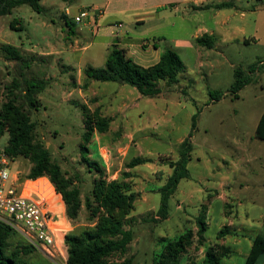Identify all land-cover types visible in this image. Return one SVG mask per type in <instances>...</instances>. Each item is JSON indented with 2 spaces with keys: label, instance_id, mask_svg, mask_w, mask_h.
I'll list each match as a JSON object with an SVG mask.
<instances>
[{
  "label": "rangeland",
  "instance_id": "obj_1",
  "mask_svg": "<svg viewBox=\"0 0 264 264\" xmlns=\"http://www.w3.org/2000/svg\"><path fill=\"white\" fill-rule=\"evenodd\" d=\"M106 2L42 0L40 12L23 4L13 9L11 14L0 16V105L16 95L20 98L19 102L25 104L22 96L25 81L44 83V88L37 94L40 102L38 110H31L35 122L33 134L48 148L52 160L60 165L65 176L71 178L81 192L80 216L76 221L69 220L71 230L68 235L79 234L95 225L96 218L91 220L97 205L93 189L95 180L100 178L95 168H89L84 162L80 144L86 133L84 116L88 115L81 105H87L91 114L97 109L101 111L96 104L100 98L92 95L90 80L84 74L87 66L103 68L102 63L95 60L100 59L101 49L96 44L84 49L95 41L87 29L82 31L86 34L85 40L80 45L70 46L72 36L81 33V25L74 22V16L81 10L104 6ZM254 3L255 6L250 8L256 13L254 17L251 16L249 30L256 41L244 46L234 57L228 56L229 62L221 55V51L225 52L222 48H214L206 64L213 63L215 68L206 66L201 70L197 56L200 50L197 53L193 50L181 51L180 57L186 71L180 76V83L167 88L166 83L161 82L163 95L154 98L160 101V106L165 105L162 98L172 103L170 114L176 115L172 125L154 130L158 115L149 104L142 102L138 109L140 113H132L135 116L132 122L136 124L131 128L136 133L132 140L123 135H100L101 152L96 154L94 133L89 146V159L105 168L108 181L114 180L109 176L120 169L122 172L118 178L123 179L127 164L139 156L151 157L149 163L152 164L149 166L154 169L152 171L140 165L134 173L129 172L131 176L126 180L132 191L139 194L131 222L125 225L126 230L133 232V240L127 252L114 254L109 258V264L126 259H131L133 264H153L163 252L166 244L161 241L163 238L174 239L194 227V244L182 256L181 264H196L202 255L196 235V219L203 213L201 219L208 224L206 238L218 241V231L227 224L225 213L233 212L231 204L234 205V212H238L237 218H234L237 224H241L245 230L255 228L256 235L264 234L263 222L259 220L264 212V141L256 135L259 120L264 114V65L259 63L264 64V0ZM66 8L72 12V16L67 18L68 25H65L66 18L63 16ZM14 21H17V25L12 28ZM134 38L135 42L138 41ZM4 45L17 47L21 59L7 60L2 51ZM251 66L256 67L254 72ZM237 69L245 71V78L249 82L235 95L231 87ZM188 80H193V83L190 85ZM15 81L19 87L13 89L14 94H10L9 89ZM86 83H89V87L84 90L82 87ZM110 84L112 88L118 85L114 82ZM185 87H188L189 95L183 93ZM216 93L219 96H215ZM194 115H197V122L187 165L190 176L180 181L179 191L168 202V218L162 220L156 210L157 206L160 207L161 195L154 191L164 182L167 174L164 170H155V167L163 164L167 172L171 169L170 162L178 160L179 141L192 132ZM142 129L147 132L137 133ZM8 140L9 134L6 132L0 140V149H6ZM103 141L109 145H104ZM106 151L110 152V156L103 159ZM13 166L21 171L23 178H27L31 168L28 160L17 158ZM225 185L230 189L223 188ZM142 190L145 191L146 202L139 198ZM216 191L219 195H214ZM87 198L91 201V207L86 205ZM225 198L229 200L228 207ZM178 203L180 208L177 207ZM208 204L210 210L204 208ZM152 206L156 207L149 211ZM245 237L237 238L238 242L234 237L230 238L229 243H235L238 249L233 255L235 264H246V254L250 251L247 244L251 237ZM11 242L14 246L16 243L28 244L18 233L11 238ZM28 261L30 264H65L61 258H53L37 248L28 256ZM260 264H264V259Z\"/></svg>",
  "mask_w": 264,
  "mask_h": 264
},
{
  "label": "trees",
  "instance_id": "obj_2",
  "mask_svg": "<svg viewBox=\"0 0 264 264\" xmlns=\"http://www.w3.org/2000/svg\"><path fill=\"white\" fill-rule=\"evenodd\" d=\"M42 0H0V16L11 14L12 10L23 4L29 5L34 11L40 12L42 9ZM17 21H14L12 28H15ZM68 25V22H67ZM196 44L207 48H213L214 41L208 35L196 39ZM2 51L7 60L21 59L20 51L12 45H4ZM264 65V64H263ZM255 66H251L254 72ZM186 71V66L180 55L172 48H167L162 54L160 60L153 66L143 67L138 65L124 48L118 44L113 45L110 50L106 64L98 69L88 66L84 70L85 76L89 80L98 82H119L135 88L143 97L159 98L163 95L161 82L166 83L167 88L178 85L180 74ZM248 78H245V71L237 69L235 72V81L231 91L237 95L247 84ZM19 87L15 81L10 94ZM89 83L82 88L87 90ZM44 88V83L25 81V87L22 90V96L25 104L19 102V97L13 96L7 102L0 105V140L7 132L9 140L5 149L7 156L16 161L17 158H24L31 164L27 178L37 179L47 177L54 185L57 193L61 196L65 206L66 217L70 221L78 220L82 209L81 192L75 187L74 181L66 177L59 164L52 160L48 148L38 141L33 128L35 122L32 119L31 110H38L40 105L37 94ZM218 94L216 93L215 96ZM219 96V95H218ZM82 110L86 112L85 123L86 133L83 135L80 151L83 154V160L86 165L94 167L100 178L95 180L93 196L97 204L92 212L93 220L96 218L95 225L84 229L79 234L67 235L65 243L67 246V264H109L108 260L114 254H125L129 244L133 240L131 229L126 230L125 225L130 223V217L134 210L135 201L139 194L132 191L127 178L131 175L129 172L122 174L123 179L108 181L105 168L95 160L89 159V146L95 132L105 134L109 131L111 119L102 115L100 110L91 114L87 105H81ZM192 132L179 145V158L170 162L173 169L172 174L166 180V183L159 189L161 195V205L158 210L162 220L168 218V202L178 190L180 181L189 178L187 169L192 151L191 138L193 130L196 128L197 115L192 118ZM257 137L264 141V114L261 116L257 126ZM151 162L144 157H136L127 164V169H133L137 166ZM87 207H91V201L86 199ZM206 208V207H205ZM203 213H201L202 216ZM201 216L196 219L199 246L206 242V231L208 229ZM264 228V217H263ZM231 233L229 226H224L217 234L218 239H223ZM17 232L12 228L0 224V264H30L28 256L36 250L30 244L14 243L11 238ZM194 230H186L180 236L174 239L163 238L161 241L166 243L163 252L153 264H181L182 256L186 254L189 248L194 244ZM230 248L219 246L217 250L207 249L203 264H221V260ZM264 259V234L257 235L250 248L246 264H260ZM115 264H133L131 259H126ZM191 264V263H187Z\"/></svg>",
  "mask_w": 264,
  "mask_h": 264
},
{
  "label": "crops",
  "instance_id": "obj_3",
  "mask_svg": "<svg viewBox=\"0 0 264 264\" xmlns=\"http://www.w3.org/2000/svg\"><path fill=\"white\" fill-rule=\"evenodd\" d=\"M255 1L256 0H107L104 6L96 5L105 9V15L101 21L102 26L99 31L93 34L89 27L81 26V33H76L72 36L70 46L80 45L82 40L86 38V34L82 33V31L87 29L90 34H92L95 41L89 46L84 47V49L89 48L93 44L99 45L101 49L100 59H95L93 57H91V59L100 61L103 67L106 64L107 56L113 45L118 44L120 48L127 50L130 57H135V61L143 67L155 65L160 60L164 51L167 48H172L179 55L182 50H193L196 53L200 50V53L197 55L198 67L201 70L206 66H209L210 69H214L215 65L213 63L206 64L210 59L209 53L213 51L214 48H222L227 52L226 54L221 51V55H223L225 61L229 62V57H234L235 53H239L244 46H249L252 42L256 41V37H253L252 31L249 30L251 27V16L254 17L256 13V10H251L250 7L255 6ZM118 24L121 26L117 27L116 25ZM65 25H67L66 20ZM204 35L213 38V48L209 49L196 44V39ZM134 37H136L138 41L135 42L133 40L135 39ZM204 50H206V54L203 53ZM51 54L56 53L52 52ZM259 63L261 64V62ZM231 66H233V64H231ZM78 73L80 74V70ZM181 75L182 74H180V76ZM110 83L112 82L90 80V92L93 96H96V98H100L96 102L97 106L101 108L103 116L111 119L110 128L107 133L100 134L95 132L94 141L97 143L96 154L101 152L100 146L102 142L101 138L98 137L100 135H123L132 140V136L136 135L131 129L136 125L132 122V119L135 117L132 113L135 111L140 113L138 109L139 104L142 102L149 104L158 115L156 125L153 127L154 130L166 129L170 124L172 125L173 120L176 119V115L170 114V105L172 103L168 100L162 98L165 105L160 106V101H156L154 98L145 99L135 88L119 82H114L118 85L112 88ZM188 83H193V80H188ZM182 91L185 95H189L188 87H185ZM107 104H109L108 107L105 106ZM138 117H140V114ZM146 132V130L142 129L137 133ZM157 135H159V133ZM189 135L186 138H188ZM185 139L180 140L179 145ZM103 142L104 145H109L107 141ZM138 149H140V151L142 150L141 147H138ZM144 158L150 159L151 157L147 156ZM151 164L152 163H146L143 165L146 169L149 168V170L153 171V167L149 166ZM137 167L125 169V171L134 173ZM165 168L163 164L155 167V170H164L167 174L166 178L164 177V182L154 191L155 193H160L159 189L166 183V180L173 172L172 168L170 169L168 167L169 169L167 172ZM120 172H122L121 169L114 172L113 175L109 176V179H119ZM223 188L230 189L227 185ZM178 191L179 188L177 192ZM214 195H219V192L216 191ZM139 198H142L144 202L147 201L144 190L141 191ZM225 201L226 207H228L227 204L229 200L225 198ZM231 205L233 206V212L225 213L227 224L224 225L231 228V233L223 239H218L216 237L218 241H211L206 238L204 245L200 246V253H202V255L197 259L198 261L196 264H203L207 249L213 248L217 250L219 246L230 248V252L222 258L221 264H235L233 255L238 249L235 248V243H229L231 237H234L236 240L240 238V236L245 237L248 235L251 238H249L247 247H249V249L251 248L252 242L257 236L254 232L255 228L245 230L241 227V224H237L234 218H237L238 212L235 213L234 205ZM156 206L149 208V211L153 210ZM177 207L180 208V203H178ZM159 208L157 206L156 210H159ZM206 210H210L209 204ZM63 211L65 212L64 204ZM263 217L264 212L259 216V220H262V222ZM194 229L195 227L192 228V230ZM236 241L238 242L239 240L237 239ZM246 255L248 257L249 253Z\"/></svg>",
  "mask_w": 264,
  "mask_h": 264
},
{
  "label": "built area",
  "instance_id": "obj_4",
  "mask_svg": "<svg viewBox=\"0 0 264 264\" xmlns=\"http://www.w3.org/2000/svg\"><path fill=\"white\" fill-rule=\"evenodd\" d=\"M104 15L105 9L95 6L79 11L74 22L89 27L96 34ZM63 16L67 22L72 16L70 8H66ZM108 156L109 151L102 155L103 159ZM14 163L6 151L0 149V224L12 228L28 244L67 264L65 239L71 228L61 207V196L49 178H23L21 171L13 168Z\"/></svg>",
  "mask_w": 264,
  "mask_h": 264
}]
</instances>
